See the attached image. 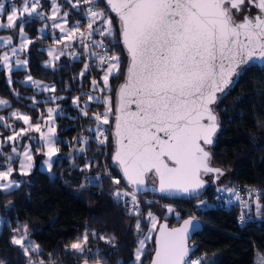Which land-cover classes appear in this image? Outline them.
Wrapping results in <instances>:
<instances>
[{
  "label": "trees",
  "instance_id": "16d2710c",
  "mask_svg": "<svg viewBox=\"0 0 264 264\" xmlns=\"http://www.w3.org/2000/svg\"><path fill=\"white\" fill-rule=\"evenodd\" d=\"M6 5L15 3L21 6V0H4ZM52 0H40V11L49 13ZM64 9H68L66 0H59ZM97 5L103 17L94 25V29L103 26L107 19L112 20V37L94 33L92 40L109 45L107 49L91 47L93 52L108 56L117 55L121 59L120 69L109 78L108 91L94 88L91 81L95 79L102 85L105 65L92 55L90 65L85 71L86 60L82 54L79 41L74 38L70 50L76 52L72 58L69 53L62 55L53 67L45 65L48 54L45 48L55 45V30L45 15L33 16L31 22L24 25L32 43L28 44L18 58L28 61L27 70H14L8 73L2 67V54L6 50L0 47V98L8 105L0 107V132L2 144L0 151V169L13 166L14 178L20 179L19 187L9 191L0 190V215L3 226L0 231V264H30L32 260L46 264H81L101 261L105 264H137L135 261L139 241L149 233L151 221L147 212L166 219L170 226L178 224L184 215L168 213L159 203L138 199L140 213L129 214V205L125 200L114 196L119 188H130L124 182L115 164L112 162L114 150L111 135L110 144H101L94 131L97 122L95 115L105 111L107 105L100 100H89L91 94H101L106 100L110 94L113 112L115 110L116 90L124 79L128 58L122 43L112 47V42L119 38L118 17L111 13L104 0ZM253 8L243 6L242 12L252 13ZM79 13L75 8L68 15L70 28L77 26ZM235 17H241L235 14ZM23 20H29L24 15ZM48 23L46 36L39 35V28ZM6 18L0 20L5 24ZM19 24L15 29L0 28V36L13 35L18 42ZM91 44V41H89ZM84 73V75H81ZM54 85L56 91L50 96L38 91L24 82L25 76ZM9 77L11 83H9ZM101 88V87H100ZM52 97L63 99L52 100ZM79 98L78 104L73 100ZM58 105L61 114L57 116L58 139L57 154L51 171L36 168L32 173L20 175L18 171L21 160L19 140L8 141L23 125L11 115L13 111H22L30 115L33 123H38L47 115L49 106ZM215 111L221 123L214 144L210 147L212 164L222 169L226 175L223 187L231 190L235 185L257 186L264 192V66L252 65L244 68L233 87L220 97ZM87 112V115H84ZM114 115H112V122ZM10 124V128L5 126ZM106 125L101 127L106 129ZM88 138V145L83 153L78 154L82 139ZM40 146V142L35 143ZM17 148L19 155L12 153ZM13 157L11 164L6 161ZM88 167H85V166ZM121 178L120 185L112 182ZM91 181V182H89ZM151 182V181H149ZM218 190L217 184L208 186L202 196L211 195ZM151 196L153 194H147ZM158 196V195H157ZM162 200H178L189 203L193 199H171L158 196ZM264 205V197H261ZM248 213L264 218V207L258 213L255 202L248 207ZM202 229L195 233L190 242L194 246L192 256L200 255L202 264H254L257 252L264 254V223L247 222L244 226L237 223V210L234 207L208 210L200 214ZM137 220L141 229L137 230ZM31 235L33 246H39V252L24 254L23 248L11 243L13 235H24L23 226ZM20 228L19 232L15 230ZM89 234V251L77 252L71 244L81 240L85 232ZM95 233V235H93ZM103 236L104 239L99 237ZM156 235L146 242L145 250L139 264H150L155 251ZM27 240H25L26 244ZM34 246V247H35Z\"/></svg>",
  "mask_w": 264,
  "mask_h": 264
},
{
  "label": "snow or ice",
  "instance_id": "6c2138e0",
  "mask_svg": "<svg viewBox=\"0 0 264 264\" xmlns=\"http://www.w3.org/2000/svg\"><path fill=\"white\" fill-rule=\"evenodd\" d=\"M243 2L244 0H107L111 11L116 13L121 23L119 38L111 46L122 43L128 64L126 80L116 94L114 112L110 97L101 101L107 107L104 112L95 115L97 127L94 131L98 134V139L104 137V130L100 126L109 125V117L114 115L115 150L112 159L119 166L127 186H130L128 190L118 188L114 196L117 200L130 197V200H125L126 206L130 205V215L141 211L137 192L146 191V181L158 184V187H153V191L165 196L180 193L198 198L200 190L205 186L202 174L215 173L217 178L223 175L222 169L211 166L210 153L204 147L213 143L219 128L212 106L216 104L218 94L225 93L242 66L256 60L264 62V0H248L258 11L254 15L245 13L237 21L233 10L239 12ZM84 3L90 4L91 0H84ZM40 7V0H21L20 7L15 3L6 5L4 0H0V20L6 18L7 21L6 24H0V28L15 29L17 21H20L21 48L18 50L13 46V55L26 47L24 25L31 22ZM59 7L58 4L53 6V21L57 19ZM87 12L89 22L86 35L91 44L82 40L85 52L90 47L107 49L109 45L92 40V37L94 33L114 36L112 20L109 18L102 27L94 29L93 23L98 16L103 17V13L92 7ZM25 14L29 17L27 21L22 19ZM67 16L68 13L65 12L64 18ZM43 18L41 13V19ZM64 22L67 23V20ZM53 28H60L63 32L59 23H54ZM79 31L80 27L77 25L64 38L72 40ZM81 36L84 37L85 33H81ZM7 43L10 44L11 40ZM27 43L32 41L28 40ZM48 55L52 57L53 51L50 50ZM61 55L65 53L61 51L54 59L59 60ZM92 55L100 60L101 66L105 63L108 65L102 76L104 88H107L113 70L118 72L120 69L121 59L117 55L108 56L96 52ZM3 61L7 66V54ZM21 63L26 65L28 61H17V65ZM11 70L9 67V71ZM87 70L88 65H85V71ZM27 80L38 89L49 90L48 86H41L39 81H33L31 75ZM91 84L94 88H99L95 79ZM51 91H56L54 86ZM51 99L55 101L63 97ZM88 99L100 98L89 96ZM78 100V97L74 99L73 104H77ZM7 104L8 101L0 99V105ZM53 112V108L47 109L49 121ZM12 115L28 127L8 136L7 140L16 141L29 129L40 133V140L47 148L46 152L41 153L46 157L43 162L51 170L53 157L60 152L56 146V128L49 126L47 132H44L41 123H30L29 115L15 112ZM3 119L4 117H0V121ZM106 139H101L100 143L103 144ZM11 151L19 155L16 147ZM0 156H3L2 151ZM22 156L19 174L27 175L33 168V155L29 146H25ZM12 160L13 157L10 156L6 162L10 165ZM13 171L11 166L0 170V181H9L0 187L5 190L19 187V182L9 180ZM112 182L120 185L121 178H114ZM230 191L236 194L235 189ZM248 194L250 197L255 194V206L259 213L264 207L261 203L264 192L249 189ZM236 199L240 200L241 197L237 194ZM201 203L204 204L203 201ZM243 203L249 205L250 201ZM167 212L173 213L174 209L168 206ZM147 219L151 221L149 232L156 231L157 219L152 211L147 212ZM26 227L23 226L25 234L13 235L11 243L21 246L25 255L29 254L30 249L38 253L39 246H25ZM135 227L137 230L141 229L139 220ZM20 230L17 228L15 231ZM190 230H197L194 219H185L179 228L168 229L166 224L161 226L155 241V258L152 264H202V258L187 259ZM99 238L104 239L103 236ZM88 239L86 231L81 240L71 244V248L83 253V245ZM139 244L144 245L145 240L141 239ZM141 253L142 249H137V264L141 261ZM39 264H43V261Z\"/></svg>",
  "mask_w": 264,
  "mask_h": 264
},
{
  "label": "built area",
  "instance_id": "2783aa9c",
  "mask_svg": "<svg viewBox=\"0 0 264 264\" xmlns=\"http://www.w3.org/2000/svg\"><path fill=\"white\" fill-rule=\"evenodd\" d=\"M98 0H91L90 4H85L84 0H76V7L75 9L79 13L77 25L80 27V31L75 33V38L79 41L81 47H82V54L84 59L86 60L87 65H90V58L93 53V49L90 47L88 52H85L82 40L84 43H89V40L87 38V24H88V12L87 9L89 7H92L93 10L97 12H102L99 6L97 5ZM101 17H97L96 21L93 23V27L96 24L97 21L100 20ZM112 32H115L113 29ZM81 33H85V36L82 37ZM69 55L72 58L76 57V52L71 51ZM100 99L103 101V97L100 94ZM110 119V124L106 125V129H104V137H99L100 139H104L105 137L107 138L104 142V144L108 145L110 144L111 140V135H112V128H113V122H112V115L109 117ZM232 189H235L236 194H233L230 190H225L223 189L222 191H216L212 193L210 196H201L200 198L193 199V201L187 203H184L182 201L178 200H162L156 195H139L137 194V199H143L144 201H153L154 203H159L161 206L167 209L168 206H171L174 209L173 214L176 216L179 215H184L185 217H194L198 220H201L200 214L208 211V210H213V209H223V208H231L234 207L237 210V223L239 226H244L247 222H257L259 223H264V218L254 216L252 214L248 213V207L250 204L255 202V194L250 197L248 194L249 189H258V190H263V188L257 187V186H245V185H235ZM123 190H128V188H124ZM239 195L241 197L240 200L236 199V195ZM126 200H130V197H125ZM204 202L202 205L201 202ZM244 201H250L249 205H245L243 202ZM130 207V205H129ZM243 217V220L241 219ZM260 253V258L263 259L264 261V254L261 252ZM257 255V254H256ZM200 255H195L192 257H189L187 259H198L200 258ZM257 256H255L254 259H256ZM261 259V260H262ZM261 260L255 262V264H262Z\"/></svg>",
  "mask_w": 264,
  "mask_h": 264
},
{
  "label": "rangeland",
  "instance_id": "374dc122",
  "mask_svg": "<svg viewBox=\"0 0 264 264\" xmlns=\"http://www.w3.org/2000/svg\"><path fill=\"white\" fill-rule=\"evenodd\" d=\"M70 1V5L71 6H73V8H75L76 7V0H69ZM54 4H58V5H60V7H59V9H58V11L56 12V16H57V21H56V23H59L60 25H62L61 24V22H62V20H63V18H61V16H62V14H63V11H62V7H63V5L62 4H60V2H59V0H52V2H51V10H50V15L48 16V18H49V20L51 19V14L53 15V6H54ZM46 14V13H45ZM66 18H68V16L66 17ZM6 23H7V21H6ZM5 23V24H6ZM68 29H72V28H70V26L68 25V27H67ZM19 32V31H18ZM113 33H115V32H113ZM7 37L8 36H6V35H2V36H0V46H5L6 44H9V43H7V41H8V39H7ZM10 37V40H11V43L10 44H12V41L14 40V37H13V35H10L9 36ZM62 44H64V45H68L64 40H60V39H58L57 41H56V44L55 45H62ZM52 49H56L55 47H52V48H50V50H52ZM66 49L67 50H69V48H68V46H66ZM10 52H11V48H10ZM70 52V50L69 51H67V53H69ZM108 67V65L107 66H105V68H104V72L106 71V68ZM104 72H103V74H104ZM115 73H117V71L114 69L113 70V74H115ZM103 74H102V76H103ZM111 76V75H110ZM110 78V77H109ZM102 82H103V80H102ZM101 87V88H100ZM99 87V90L101 91V89H102V91H108L109 90V88H110V85H108V87L107 88H104V85H103V83H102V85ZM91 96L92 97H99L100 98V95H98L97 93H94V94H91ZM110 97V94L109 93H106V99H108ZM0 99H2V98H0ZM93 100H97V99H93ZM100 100V99H99ZM79 102V101H78ZM78 102H77V104H78ZM9 104V103H8ZM7 104V105H8ZM3 106H6V105H0V107H3ZM49 107H51V108H53L54 109V112H53V114H52V118H51V121H49V117H48V113H46L47 115L44 117V119L42 120V121H40V122H38V123H41V125H42V131H44V132H47V127H49V126H53V127H55L56 128V137H55V139L57 140L58 139V132H57V130H58V125H57V121H56V118H57V116L58 115H60L61 114V111H60V108H59V106L58 105H55V106H49ZM48 107V108H49ZM47 108V109H48ZM13 112H15V113H18V114H26V115H29V114H27L26 112H22V111H13ZM13 112H11V115H12V113ZM13 116V115H12ZM30 116V115H29ZM14 118H16L15 116H13ZM5 118V117H4ZM17 119V118H16ZM18 120V119H17ZM20 121H22V120H20ZM22 123H23V125L20 127V129L19 130H17L16 132H20V130L21 129H25V128H27L28 126L27 125H25L24 124V122L22 121ZM30 123L31 124H35V123H33L32 122V120H30ZM9 128H10V124H7V123H5ZM103 125H101L100 127H102ZM96 127H97V125L95 126V128L94 129H96ZM15 132V133H16ZM15 133H13L12 135H14ZM6 139H7V137H6ZM18 140H19V143L20 144H22L21 145V148L18 150L19 152H20V156H21V159H23V156H22V153H23V151L25 150V146H29L30 147V150H31V152H32V155H33V168L30 170V173H32L36 168H38V167H40L42 170H45V171H51L52 170V167H53V165H54V163H55V159H56V156L55 157H53V160H52V167H51V170H49V168H48V165L47 164H45L43 161L46 159V157L45 156H43L41 153L42 152H46L47 151V148H46V146L44 145V143H43V141H41L40 140V133H37V132H35L33 129H29L25 134H22L20 137H18L17 138ZM37 141H39L40 142V146H36L35 145V143L37 142ZM86 141V142H85ZM2 144V137H1V132H0V145ZM87 145H88V138H86V137H84L83 139H82V145L78 148V154H81V153H83V151L85 150V148L87 147ZM56 146H57V144H56ZM8 167V166H7ZM13 169H14V171H13V173L12 174H14V172H15V168L13 167V166H11ZM19 169H20V162H19V167H18V171H19ZM6 170V169H5ZM29 173V174H30ZM225 178H226V175H221V176H219V178L217 179V182L215 183V184H217V188L218 189H224V187H223V183L225 182ZM9 180L10 181H17V182H19V184H20V179H17V178H12V177H10L9 178ZM5 182H9V181H0V185H3ZM209 186H211V185H209ZM13 188H15V186L13 187ZM13 188H11V189H13ZM1 189H3V190H5L4 188H2V187H0V190ZM7 190H10V189H7ZM226 190V189H225ZM155 217H156V219H157V224H156V231H152V232H149L148 234H147V236L144 238V240H145V244L144 245H140L139 244V246H138V248L137 249H142V253H141V256H142V254H143V252H144V250H145V245H146V242L147 241H149L151 238H152V236L155 234L156 235V233H157V231H158V228H159V223H160V219H159V217L158 216H156V215H154ZM3 217L0 215V231H1V229H2V226H3ZM151 228V227H150ZM25 234V233H24ZM26 240H27V242H26V244H25V246H29V244L32 246V247H34L35 246V244H34V246H33V240H32V238H31V235H30V233L28 232V230L26 229ZM83 247H84V252L85 251H89L90 250V248H89V246H88V241H87V243H85L84 245H83ZM137 251V250H136ZM189 257H191V255L189 256ZM188 257V258H189ZM258 258V257H257ZM262 258H260V256H259V258L258 259H254V263L255 262H257V261H259V260H261ZM39 262L40 261H36V260H32L31 262H30V264H39ZM261 263L262 264H264V261H263V259L261 260ZM43 264H46L45 262H43Z\"/></svg>",
  "mask_w": 264,
  "mask_h": 264
},
{
  "label": "crops",
  "instance_id": "0c3cea01",
  "mask_svg": "<svg viewBox=\"0 0 264 264\" xmlns=\"http://www.w3.org/2000/svg\"><path fill=\"white\" fill-rule=\"evenodd\" d=\"M66 2H68L69 3V8L68 9H64V7H62V11H63V14H62V16H61V18H63V20H62V22H61V28H63V32H61V29L60 28H53V24L54 23H56V21H57V19L55 20V21H53L52 19H50V21H49V23L51 24V26H52V28L56 31L55 32V34L53 35V39L55 40V41H57L58 39H60V40H64L68 45H64V44H62L61 46L59 45H52V46H49V47H47V48H45V50H46V52H47V54H48V52L50 51V48H52V47H55L56 49L54 50V49H52L51 51H53V56L52 57H50L49 55H48V60L45 62V65L46 66H49V67H53L54 65H55V63L58 61V60H56V59H54V56L55 55H57V54H59L61 51H63L64 53H66V51H69L70 50V48H71V44H72V42L74 41V38H75V36H74V38L72 39V40H68V39H65L64 37L66 36V34H67V32L70 30V29H68L67 27H68V24H69V18H64V13L65 12H67L68 13V15H69V13H70V9L71 8H73V6H71L70 4V1L69 0H66ZM50 10H51V8H50ZM41 13L43 14V15H45L46 17H47V19H49L48 18V16L50 15V11H49V13L48 14H45L46 12H44V11H40V8H38V12L36 13V14H34L33 16H39V15H41ZM26 16H27V14H25ZM51 16H52V14H51ZM67 20V23H65L64 22V20ZM47 25H48V23L46 22L43 26H41L40 28H39V35L40 36H42V37H44V36H46V34H47V32H48V29H47ZM25 34H26V37H27V39L24 41V43L26 44V46L29 44V43H27V41L28 40H30V38H29V36H28V34L25 32ZM6 36H8L7 37V39L8 40H10V34H7ZM18 42L17 43H15L14 42V40L12 41V44H6L5 46H0V47H5L6 48V50L3 52V54H2V67L6 70V72L8 73V75L10 74V72H12V71H14V70H27V67H28V63L25 65V64H23V63H21V64H19V65H17V61H24L25 59H21V58H18L17 57V55L19 54V53H21V51H18L15 55H13L12 54V52H10V48H12L13 46H15L18 50L21 48V38H20V36H19V34H18ZM66 46H68V48H69V50H67L66 49ZM72 50H70V52H71ZM5 54H7L8 55V57H9V62H8V65L6 66L5 65V63H4V61H3V57H4V55ZM62 56V55H61ZM60 56V57H61ZM60 59V58H59ZM100 64H101V62H100ZM105 66H107V63H105L104 64ZM9 67L12 69L11 71H9ZM30 74H27L26 76H25V79H24V82L26 83V84H28V85H31V86H33L36 90H38V91H43L42 90V88H40V89H38L37 87H36V85L35 84H33L31 81H28L27 80V77L29 76ZM33 81H39V80H36V79H34L33 78ZM40 82V85L41 86H48V88H49V90L48 91H44V92H46L47 93V95L48 96H50L51 94H52V92L53 91H51V88L54 86V85H52V84H48V83H45V82H42V81H39ZM7 168V167H6ZM6 168H4V169H0V170H5ZM12 178H14L13 177V174H12V176H11ZM8 182H5L4 184H7ZM3 184V185H4ZM20 185V184H19ZM16 188V187H15ZM14 189V188H13ZM2 191H9V190H3V189H1ZM10 190H12V189H10ZM257 255H255V256H257L258 258H259V256H260V253H256ZM258 258H256V259H258ZM255 264V263H254Z\"/></svg>",
  "mask_w": 264,
  "mask_h": 264
},
{
  "label": "water",
  "instance_id": "95a60500",
  "mask_svg": "<svg viewBox=\"0 0 264 264\" xmlns=\"http://www.w3.org/2000/svg\"><path fill=\"white\" fill-rule=\"evenodd\" d=\"M104 2L106 3V6H107V8L109 9V11H110L111 13H113V14L116 15V13H114V12L111 11V6L107 4V0H104ZM245 3H247L249 6H251V7L255 10V12H254L252 15H254V14L258 11L254 6H252V5H250V4L248 3V0H244V2L240 5V8H241V6H243ZM233 11H235V13H238V12H236L235 9H234ZM116 16H117V15H116ZM234 16H235V14H234ZM117 17H118V16H117ZM242 18H243V16H241L240 18L235 17V19H236L237 21H240ZM118 23H119V30L121 31V23H120V21H119V17H118ZM125 51H126V50H125ZM127 64H128V62H127ZM252 65H257V66L263 67V66H264V62H261V61H259V60H256V61H253V62H249V64H247V65H245V66H242V67L238 70V73H239V74L233 77V79H232V83H231L230 86L225 90V93H223V94H218V100H217V102L219 101L220 97L224 96V95H225V94H226V93H227V92L233 87V85H234L235 82L237 81V79H238V77H239L241 71H242L244 68H247V67L252 66ZM126 69H127V66H126ZM126 69H125L124 79H123L122 82L118 85L117 90H116V94H117V92H118V89H119L120 85H121L122 83H124L125 80H126ZM116 102H117V95H116L115 105H116ZM217 102H216V103H217ZM215 105H216V104H214V105L212 106L213 109H214V111H215ZM215 114L217 115V112H216V111H215ZM217 118H218V115H217ZM218 124H219V128H218V130H217L216 135H215L214 138H213V143H212L211 145H206V146H204V147L206 148V150L209 151V153H210V164H211V166H213V167H215V166L212 164V156H211V152H210L209 148L214 144L215 139H216V137H217V134H218V132H219V130H220V128H221V123H220L219 118H218ZM114 125H115V119H114V121H113V128H112L113 146H114V150H115V136H114L115 128H114ZM114 150H113V154H114ZM113 154H112V156H113ZM112 162L115 164V166H116L117 169L119 170V172H120V174H121V177H122V172L120 171L119 166L113 161V159H112ZM216 168H217V167H216ZM209 174H214V175H215V173H209ZM206 175H207V174H202V179H204V181H205V186H204L203 189L200 190V193H199L198 198H200V197L203 195L205 189L208 187V185H207V180H206ZM122 179H123V178H122ZM123 180H124V179H123ZM124 182L126 183L125 180H124ZM128 187H130V186H128ZM153 187H158V184L153 185L151 182L146 181V185H145L146 191H140V192H137V194H139V195L153 194V195H156V196H157V195H158V196H164V197L171 198V199H197V198H195V197H191V196H188V195H183V194H180V193H172V194H169V195L165 196V195L160 194L159 192L153 191ZM185 219H194V222H195V224H196V228H197L196 231L193 232V231L190 230V233H189V238H188V241H187V245H188V247H189V256H190V255L192 254L193 250H194V246H191V245H190V242H191V240H192V237H193V235H194L195 233H197L198 231H200V230L202 229V223H201L200 220H198V219H196V218H194V217H190V216H188V217L183 218L178 224H176V225H174V226H170L169 222H168L166 219H162V221L159 223V228H160L161 226L165 225V224L167 225L168 229L179 228V227H181V226L183 225V221H184ZM159 228H158V230H159ZM158 235H159V231H157V233H156V238H157ZM155 250H156V246H155ZM189 256H188V257H189ZM188 257H187V258H188ZM154 258H155V251H154V254H153V257H152V261H153ZM152 261H151L150 264H152ZM81 264H85V261H83ZM87 264H105V263H103V262H101V261H95V262L87 261Z\"/></svg>",
  "mask_w": 264,
  "mask_h": 264
},
{
  "label": "flooded vegetation",
  "instance_id": "af4514ba",
  "mask_svg": "<svg viewBox=\"0 0 264 264\" xmlns=\"http://www.w3.org/2000/svg\"><path fill=\"white\" fill-rule=\"evenodd\" d=\"M243 6H246L247 11H248V9L252 8L247 3H245ZM243 6H241L240 11L238 12L239 16H244V14H245V12H242ZM233 12H234V14H237V13H235V11H233ZM254 12H255V10L252 11V13H250V14L248 13V14L252 15ZM237 18H240V17H237ZM209 150H210V148H209ZM217 179L218 178L216 177V174L215 175L214 174H207L206 175V180H207V185L208 186L215 184L217 182ZM161 221H162V219H160V222Z\"/></svg>",
  "mask_w": 264,
  "mask_h": 264
},
{
  "label": "clouds",
  "instance_id": "9594fccd",
  "mask_svg": "<svg viewBox=\"0 0 264 264\" xmlns=\"http://www.w3.org/2000/svg\"><path fill=\"white\" fill-rule=\"evenodd\" d=\"M255 258V257H254Z\"/></svg>",
  "mask_w": 264,
  "mask_h": 264
}]
</instances>
